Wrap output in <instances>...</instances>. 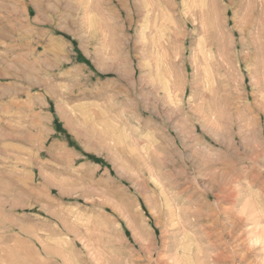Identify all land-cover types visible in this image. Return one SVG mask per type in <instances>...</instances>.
Returning <instances> with one entry per match:
<instances>
[{
	"label": "rangeland",
	"instance_id": "rangeland-1",
	"mask_svg": "<svg viewBox=\"0 0 264 264\" xmlns=\"http://www.w3.org/2000/svg\"><path fill=\"white\" fill-rule=\"evenodd\" d=\"M0 264H264V0H0Z\"/></svg>",
	"mask_w": 264,
	"mask_h": 264
}]
</instances>
